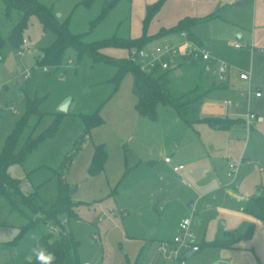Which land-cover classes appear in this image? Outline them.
<instances>
[{
    "label": "rangeland",
    "instance_id": "1",
    "mask_svg": "<svg viewBox=\"0 0 264 264\" xmlns=\"http://www.w3.org/2000/svg\"><path fill=\"white\" fill-rule=\"evenodd\" d=\"M38 1L50 8L59 21L66 20L70 32L81 34L86 42L136 39L143 33L157 32L162 24L157 14L159 7L144 26L147 6L156 0ZM104 5L108 7L101 14ZM18 17L15 10L6 14L0 0V152L6 136L24 115L28 99L35 100L38 111L28 114L15 152L27 136L36 137L55 120L58 124L53 135L37 142L21 161L8 165L9 175L18 180V190L32 197L42 210L55 199L62 176L68 190L76 187L70 194L75 215L63 214L60 218L64 229L78 242V264H165L157 246L160 240L178 232L179 219L190 216L191 229L201 234L218 210L217 199L212 201L208 195L199 196L194 206L188 207L187 203L198 194L193 193L188 178L182 180L184 169L173 170L174 161L182 157V147L193 137L190 126L172 106L162 103L156 107L154 120L139 114L130 70L115 83L117 67L94 61L88 55L77 59L71 47L64 51L60 64L46 65L43 70L35 58L41 48L52 44L55 33L44 29L32 15L22 31L25 42L17 47L8 35ZM221 26V21L202 24L207 43L218 35ZM160 41L161 38H152L145 45ZM22 46L28 49L20 55L16 51ZM101 52L113 58L126 53L124 47L117 46L103 47ZM179 62L176 60L175 67L167 70V86L184 91L191 87L196 72L192 74L191 68ZM179 70L184 73L181 77L175 76ZM26 71L29 74L24 77ZM211 72L212 68L201 72L202 82H209ZM65 98H69L67 110L60 113L58 106ZM97 108L102 122L85 134L81 115ZM100 143L106 159L103 169L91 174L92 155ZM175 146H180L181 154L174 152ZM164 156L172 161L164 162ZM220 167L219 176L224 177ZM19 200L18 210L0 194V264H24L41 234L57 233L50 222L30 223L21 212L32 216L35 213ZM38 215L42 220V212Z\"/></svg>",
    "mask_w": 264,
    "mask_h": 264
},
{
    "label": "crops",
    "instance_id": "2",
    "mask_svg": "<svg viewBox=\"0 0 264 264\" xmlns=\"http://www.w3.org/2000/svg\"><path fill=\"white\" fill-rule=\"evenodd\" d=\"M238 1L163 0L157 13L162 18L160 27H170L185 16L196 17L197 20L189 29L198 44L209 51L212 57L228 64L222 79L214 76L213 68L209 82L204 83L201 77L202 60H196L195 67L187 59H178V64L184 63L192 69V74L193 70L196 72L191 87L197 83L208 89L200 104V116L221 120L214 124L205 121L187 124L193 132L192 139L182 147L183 153L180 146L173 148L174 152L182 153V157L178 156L181 159L174 161L173 170L174 166L182 165L179 168L184 169L180 175L182 180L188 178L193 193L198 194L187 206H194L199 196L203 198L208 195L212 201H218V210L205 223L202 233L193 231L195 239L198 238L201 243L196 241L199 250L188 252L185 264H264V219H257L242 210L250 195L257 190L264 193V97L247 98L240 94L248 87L264 86V0H247L237 4ZM206 21H221L222 25L216 33L218 35L213 36L212 42L208 43L207 36L201 31ZM156 30L150 31L148 35ZM178 32L159 38L161 41L168 38L175 42L182 39ZM236 42L240 45L234 46ZM127 50L125 48L126 53ZM239 71L247 72L248 79L239 78ZM177 75L181 77L184 73L179 70ZM248 112H253L256 117L246 123ZM171 161V158L169 161L164 160L166 163ZM231 163L235 169L228 175ZM220 166L225 171L224 177L219 176ZM249 223H253L250 238L241 239L228 247L206 245L224 232L244 231ZM59 230L66 229L62 225V228L58 226L57 232ZM144 263L150 262L140 264Z\"/></svg>",
    "mask_w": 264,
    "mask_h": 264
},
{
    "label": "trees",
    "instance_id": "3",
    "mask_svg": "<svg viewBox=\"0 0 264 264\" xmlns=\"http://www.w3.org/2000/svg\"><path fill=\"white\" fill-rule=\"evenodd\" d=\"M5 13L8 14L12 10L18 12L19 17L10 30L8 35L10 41L15 46L19 47L23 43L22 31L27 26L30 16L34 15L38 18L44 29H51L55 33V39L48 47L41 48L40 53L35 58L37 65H58L62 61L64 51L71 47L76 52V58L80 59L83 55L90 56L94 61L106 62L117 67V72L113 77L115 83H118L126 70H130L133 74L132 91L136 97L135 108L139 114L149 118L156 119V107L159 103L172 106L177 115L188 125H193L199 121H205L209 124H214L221 121L219 118L208 116H200L199 108L203 96L208 89L200 87L195 83L191 88L180 91L179 89H170L169 76L166 71L159 74H148L141 71L138 66L129 61L126 57L113 58L101 52V49L106 46H117L124 48L141 47L152 38L178 32L186 31L188 37L198 43L196 37L190 31V26L197 20L196 17L185 16L178 20L170 27H161L156 33L147 35L143 33L136 39L122 38H104L86 42L82 39V35L72 33L67 27V21H59L57 16L38 0H2ZM163 0H156L152 5L147 6V12L144 17V26L146 27L150 17L161 6ZM108 5H104L101 14L107 10ZM3 39L0 37V44ZM190 63L197 67L196 59H187ZM35 100L28 99L26 102V111L24 115L15 123L12 131L6 136L4 144L0 152V194H4L12 207L19 208V202L33 209L35 216L29 215L22 211L21 213L27 217L30 223L35 225L50 222L62 228V223L59 217L63 214L67 216L75 215L74 205L71 197L68 194V184L62 176L58 180L56 197L46 209H39L33 203L32 197L18 190V180L9 175L7 167L10 163L18 162L23 159L37 142L45 139L56 130L58 120H55L43 132L36 137L27 136L17 152L14 151L15 144L21 134L28 114L38 111ZM61 113V112H60ZM84 122V133H88L89 129L102 122L101 116L98 114V108L89 114H82ZM106 159V152L103 145L100 143L95 146L89 171L95 174L103 169ZM32 195H34L32 193ZM242 210L251 214L257 219H264V193L257 190L250 195L244 203ZM42 212L43 217L40 220L38 213ZM253 233V223H249L245 230L239 232L237 230L227 231L222 236L207 242L206 245L215 247H228L233 243L248 239ZM77 240L74 239L72 233L67 230H59L56 234L46 232L41 234L34 243V248H43L47 252L53 253L55 259L52 264H78L77 257ZM24 264H28V261ZM33 264H37L33 256Z\"/></svg>",
    "mask_w": 264,
    "mask_h": 264
},
{
    "label": "built area",
    "instance_id": "4",
    "mask_svg": "<svg viewBox=\"0 0 264 264\" xmlns=\"http://www.w3.org/2000/svg\"><path fill=\"white\" fill-rule=\"evenodd\" d=\"M178 34L182 37L181 40L170 41L162 40L161 42L147 47L143 45L141 47H131L128 48L126 53V58L134 63L138 68L148 74H154L155 72H163L175 66L176 60L184 59H196L202 60L203 70L204 69H214L213 74L216 78L222 79L226 70L228 69V64L223 60H218L212 57L205 48L200 44L196 43L190 39L186 31L181 30ZM25 42V39H23ZM239 43H234V46H239ZM28 46H22L17 49V53L22 55ZM46 70V66H43ZM28 72L24 73V77L28 76ZM238 77L241 79H248V73L245 71H239ZM241 96L251 98V97H264V86H258L248 89L246 91L240 92ZM256 115L253 112H248L246 114V123H249L254 119ZM165 161H169V157H164ZM182 165L174 166V169L181 168ZM230 171L228 175L234 171L235 166L231 163L229 165ZM53 231L58 230L57 225H52ZM177 231L172 238L168 240H161L158 243L157 251L160 253L165 261V264H185V260L188 252H196L199 250V244L195 240V234L191 229V219L190 216H184L178 222ZM150 264V263H144Z\"/></svg>",
    "mask_w": 264,
    "mask_h": 264
},
{
    "label": "clouds",
    "instance_id": "5",
    "mask_svg": "<svg viewBox=\"0 0 264 264\" xmlns=\"http://www.w3.org/2000/svg\"><path fill=\"white\" fill-rule=\"evenodd\" d=\"M33 256L37 264H52V261L55 259L53 253L47 252L43 248H33L32 255L26 257L28 264H33Z\"/></svg>",
    "mask_w": 264,
    "mask_h": 264
},
{
    "label": "water",
    "instance_id": "6",
    "mask_svg": "<svg viewBox=\"0 0 264 264\" xmlns=\"http://www.w3.org/2000/svg\"><path fill=\"white\" fill-rule=\"evenodd\" d=\"M247 0H239L237 2V4H242L244 2H246ZM68 102H69V98H65L61 103L60 105L58 106V111L60 112H65L67 110V105H68ZM76 187H73V188H70L68 190V194H72L74 191H75ZM191 201L188 203V205H191Z\"/></svg>",
    "mask_w": 264,
    "mask_h": 264
}]
</instances>
